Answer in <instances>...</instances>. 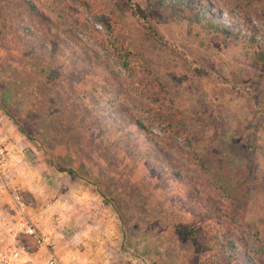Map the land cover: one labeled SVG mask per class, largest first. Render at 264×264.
Returning <instances> with one entry per match:
<instances>
[{"label":"rangeland","instance_id":"rangeland-1","mask_svg":"<svg viewBox=\"0 0 264 264\" xmlns=\"http://www.w3.org/2000/svg\"><path fill=\"white\" fill-rule=\"evenodd\" d=\"M28 1L24 39L0 42L19 59L12 77L0 59L2 102L110 200L130 258L217 264L181 233L215 200L239 256L264 264V0ZM29 42L70 58L71 101L40 96Z\"/></svg>","mask_w":264,"mask_h":264},{"label":"crops","instance_id":"crops-1","mask_svg":"<svg viewBox=\"0 0 264 264\" xmlns=\"http://www.w3.org/2000/svg\"><path fill=\"white\" fill-rule=\"evenodd\" d=\"M29 135L0 103V146L10 154L0 173V254L10 256L11 264H46L52 254L61 264H137L110 200L87 179L56 165ZM22 220L36 226L44 245L20 229Z\"/></svg>","mask_w":264,"mask_h":264},{"label":"trees","instance_id":"trees-1","mask_svg":"<svg viewBox=\"0 0 264 264\" xmlns=\"http://www.w3.org/2000/svg\"><path fill=\"white\" fill-rule=\"evenodd\" d=\"M28 0H0V42L3 39H6V43L9 40H15L21 42L24 39V32L20 33V19L16 17L17 11L21 10H35L34 4H30ZM12 12V13H10ZM78 21H82L84 25L87 24L83 18L75 17ZM43 39V37L41 38ZM4 43V42H1ZM16 43V42H15ZM45 43L38 47V44L28 43V46L24 49L25 51V61H29L27 75L29 73V79H35L36 84L42 83L40 96H42L44 91H47L49 99L53 100L54 93H62L66 99L71 95L69 88H67L64 79L65 73H68L69 69L72 67V63L69 61L70 58H67L65 55L56 53L52 46ZM18 52H12V56L7 52V45L0 44V59L3 62L7 72L12 71L17 64L19 65V59L12 58L14 55H17ZM8 55V57H7ZM58 55H61V58H57ZM16 61V62H14ZM2 64V65H3ZM11 77V72L9 74ZM39 96V97H40ZM49 100V102H50ZM71 101V98H68L67 102ZM0 103L2 109L10 115L29 135L25 125L20 121V119L7 107L5 103L2 102L0 96ZM17 117V118H16ZM30 139L35 138L29 135ZM73 170L72 168H70ZM96 186L97 184L94 183ZM228 190V188L226 189ZM237 199V198H234ZM212 211L202 215L197 220H191L189 223L183 225V230L181 233L184 235L186 240H194L197 237H202L204 239H209L210 244L213 245L209 248L212 252L210 253L212 257L220 255V259L217 264H252L245 259L239 256L235 242L232 238V233L226 225L225 215L227 211H224L221 204L217 201H211ZM217 249V254L214 255L212 249ZM221 251L222 254L219 252Z\"/></svg>","mask_w":264,"mask_h":264},{"label":"built area","instance_id":"built-area-1","mask_svg":"<svg viewBox=\"0 0 264 264\" xmlns=\"http://www.w3.org/2000/svg\"><path fill=\"white\" fill-rule=\"evenodd\" d=\"M10 162V154L9 152L2 146H0V173H2L4 170H6L7 166ZM16 202L19 204V206H23V198L21 196L15 197ZM20 229L30 236H33L36 239V242L39 246H42L45 244V239H43L40 234L38 233L36 226L33 225L28 220H22L19 223ZM12 257H18L19 251L16 250L11 254ZM12 258L8 255L0 254V264H11ZM46 264H61L57 256L52 254L49 258L46 260Z\"/></svg>","mask_w":264,"mask_h":264}]
</instances>
